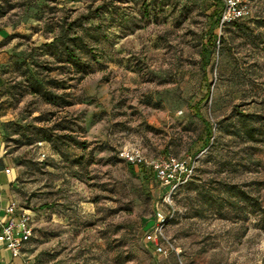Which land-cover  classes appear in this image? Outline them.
I'll return each mask as SVG.
<instances>
[{
	"label": "rangeland",
	"instance_id": "rangeland-1",
	"mask_svg": "<svg viewBox=\"0 0 264 264\" xmlns=\"http://www.w3.org/2000/svg\"><path fill=\"white\" fill-rule=\"evenodd\" d=\"M105 1L112 12L91 13L101 28L89 40L90 69L65 73L46 53L54 30L44 24ZM206 2L0 0V156L12 197L34 215L29 262L264 264V0H245V16L214 29L204 66ZM43 64L61 102L28 85ZM205 123L213 136L172 197L176 218L165 235L175 250L159 255L145 232L157 207L168 210L167 190L131 175L119 151L188 162ZM48 128L85 144L54 147L43 139Z\"/></svg>",
	"mask_w": 264,
	"mask_h": 264
},
{
	"label": "trees",
	"instance_id": "trees-1",
	"mask_svg": "<svg viewBox=\"0 0 264 264\" xmlns=\"http://www.w3.org/2000/svg\"><path fill=\"white\" fill-rule=\"evenodd\" d=\"M101 10L112 12L111 4L105 1V2L98 4L94 8L93 3H91L87 5L85 14L79 16L77 19L72 20L71 22L67 21L69 16L66 15L62 17L60 19V22L58 23H55V24L49 23L50 20H47V22L44 24L46 28L49 25L50 29L52 28L54 30V34L51 40L48 42H44L43 44L45 48H49L46 50V53L48 55L50 54L51 56L52 55L55 56L56 57L55 59L58 60V63L63 64V67H61L60 69L62 70L64 69L65 73H71V75H76V77H82L90 69L91 63L95 59V54H94L95 48L89 45V40H97L98 35H99L97 31L101 28L100 23L93 24L91 22L95 19L94 16H91V13L100 15ZM115 10L119 11V9L117 8H115ZM205 10H206L208 18L210 19V24H209L206 36L202 43L201 60H202V64L204 66H207L209 50L211 49L213 45L216 44V35L214 34V29L220 26V18L222 14V3L220 0H209V2L205 3ZM74 26L78 28H74ZM54 27L56 28L54 29ZM77 29L79 30L77 31ZM58 30H59V33L57 34L56 31ZM36 69H39V71L41 70L43 75H41L40 79H38L35 77L36 70L30 73V81L28 82V85L30 86L32 93L40 94L42 97H44V100H46L49 103H57L58 101L61 102L60 99L64 98L65 96L63 95V96L56 97L54 90L60 84L55 79L48 77V75L51 74V72L49 71V66H47L46 64H43L42 66H37ZM205 77L206 75L204 74V78ZM40 84H44V86L46 87L45 90L43 89V92L41 93L38 89V86ZM208 95H209V89L206 92V97H208ZM57 98H60V99L57 100ZM194 113L198 118L203 120V117L198 112V110H196ZM205 125H206V128H205V132L203 136L198 138L196 142L199 145L200 144L201 145L199 146V150H195V152L192 153V159L188 161V163L190 164H193V162L195 161L194 158L196 154L200 151H203V149H205L208 146L209 141L213 136L211 126L207 123H205ZM48 129H49L48 132L44 131L43 139L46 141H49L54 147L56 146L57 141L59 140L61 142L67 141V143H73V144L78 143L79 145L85 144L84 142H80L76 140L73 136H71L72 134H56L55 132H53L55 130L54 128H48ZM167 155H172V154H167ZM126 164H127V168L130 174L136 175L140 180H146L148 178H155L152 172L148 171L147 169L143 167L131 165L128 163ZM194 169H193L192 176L194 174ZM188 182L180 186L176 190L174 195L177 194L179 189L187 185ZM26 208L29 209L28 207ZM175 218H176V211H175L174 218L168 223V225L171 222H173ZM153 223L154 221L153 222L149 221L146 224L147 225L146 230H148L153 225Z\"/></svg>",
	"mask_w": 264,
	"mask_h": 264
},
{
	"label": "built area",
	"instance_id": "built-area-1",
	"mask_svg": "<svg viewBox=\"0 0 264 264\" xmlns=\"http://www.w3.org/2000/svg\"><path fill=\"white\" fill-rule=\"evenodd\" d=\"M220 1L222 3L220 26L242 18L248 12L245 0ZM119 155L126 163L152 172L156 180L167 190L163 203L169 206L168 210L165 212L160 206L157 207L154 211V223L145 232L146 242L151 244L157 254L166 256L168 252L175 250L165 235L168 223L175 216L172 197L176 190L191 178L194 166L173 155L150 159L141 151L127 147L122 148ZM10 172L9 168L4 169V173ZM34 222L32 211L21 206L15 198H12L4 208V217H0V246L9 252L13 259H21L22 264H32L24 253L34 235ZM1 259L0 256V262Z\"/></svg>",
	"mask_w": 264,
	"mask_h": 264
},
{
	"label": "crops",
	"instance_id": "crops-1",
	"mask_svg": "<svg viewBox=\"0 0 264 264\" xmlns=\"http://www.w3.org/2000/svg\"><path fill=\"white\" fill-rule=\"evenodd\" d=\"M3 149V142H2V132L0 130V150ZM4 159H1L0 156V217H4V208L7 206L9 201L13 198L11 195V187L13 183V179L10 178L9 175L4 174ZM27 249V247H26ZM25 253L24 256L29 260L31 255ZM0 256H1V262L0 264H22L21 259H13L9 252L0 246Z\"/></svg>",
	"mask_w": 264,
	"mask_h": 264
}]
</instances>
